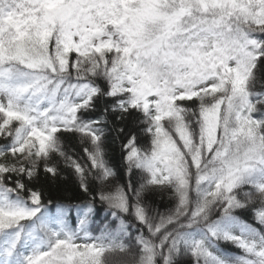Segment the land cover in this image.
Wrapping results in <instances>:
<instances>
[{
	"label": "snow or ice",
	"instance_id": "1",
	"mask_svg": "<svg viewBox=\"0 0 264 264\" xmlns=\"http://www.w3.org/2000/svg\"><path fill=\"white\" fill-rule=\"evenodd\" d=\"M0 140V264H264V0H0Z\"/></svg>",
	"mask_w": 264,
	"mask_h": 264
},
{
	"label": "trees",
	"instance_id": "2",
	"mask_svg": "<svg viewBox=\"0 0 264 264\" xmlns=\"http://www.w3.org/2000/svg\"><path fill=\"white\" fill-rule=\"evenodd\" d=\"M0 143H3V141L0 140ZM139 143L142 144V145L144 143H146V140H145V138L143 136L140 137ZM109 152H110V155H111V158H112V163L116 164V165H120L121 164V153H120L119 143H116L114 145H110L109 146ZM65 194H71V195L75 196L77 203L87 199L82 193H79L75 189H73L71 193H56V192H53V195L50 198H58L59 195H65ZM147 199L150 202L158 205L160 207L161 211H164L165 207L170 206L167 194L163 197V199H161V197L159 195H149L147 197ZM96 209H97V211H96L95 215L92 217L93 222L90 225V231H92L93 234H98L100 228H102L103 224L105 223L106 205L101 204L97 200L96 201ZM73 219H74V217H73ZM248 219L250 220L251 217L248 216ZM110 220H111V218L109 217V221ZM80 242L83 243L84 241L81 240ZM221 247L225 251L229 252L230 254H235L237 252V249L234 248L230 244H221ZM109 259L114 261L116 258L109 257Z\"/></svg>",
	"mask_w": 264,
	"mask_h": 264
}]
</instances>
